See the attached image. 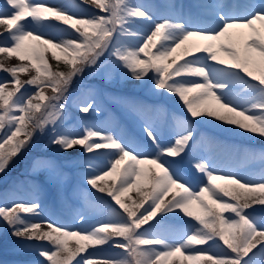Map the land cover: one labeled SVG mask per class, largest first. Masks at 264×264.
I'll use <instances>...</instances> for the list:
<instances>
[{
	"label": "snow or ice",
	"instance_id": "obj_1",
	"mask_svg": "<svg viewBox=\"0 0 264 264\" xmlns=\"http://www.w3.org/2000/svg\"><path fill=\"white\" fill-rule=\"evenodd\" d=\"M93 6L98 11L87 13ZM166 7L158 18L152 5L134 0L69 6L5 0L0 55L20 64L8 68L0 61L10 77L0 82V175L47 137L65 166L85 169L83 181L118 206L97 196L112 218L85 227V214L77 212L74 227L46 217L39 184L27 200L4 194L0 233L6 229L20 241L18 251L42 258L32 264H171L178 255L188 264H264V222L254 215L264 208L253 207L264 206V176L248 179L191 155L202 144L215 147L195 127L212 119L218 128L264 139V0L197 5L206 20ZM56 24L64 26L59 37L48 34ZM49 51L56 70L46 58ZM29 68L35 74L21 80L18 73ZM86 73L103 82H136L150 95L174 99L187 115L173 117L178 130L167 142L152 124L143 128L150 143L130 142L87 119L76 131L66 126V105ZM98 94L90 88L79 98V113L99 115ZM100 159L106 164L97 168L93 162ZM41 171L53 183L66 175L46 158L34 162V173ZM169 221L185 227L169 235Z\"/></svg>",
	"mask_w": 264,
	"mask_h": 264
},
{
	"label": "rangeland",
	"instance_id": "obj_2",
	"mask_svg": "<svg viewBox=\"0 0 264 264\" xmlns=\"http://www.w3.org/2000/svg\"><path fill=\"white\" fill-rule=\"evenodd\" d=\"M134 0L137 3L157 5L161 2L163 5H175L177 11L184 12L185 6L189 3L187 14L191 13L198 16L201 20H206L204 10L197 5L204 3H227V4H245L248 0ZM45 2L53 5L69 6L78 3V0H45ZM162 6L163 11L168 13L169 9ZM5 0H0V11L4 10ZM75 10V9H74ZM98 11L94 6L87 7L86 12L92 13ZM155 12V11H154ZM157 17H162L165 14L155 12ZM63 25L56 24L55 28L48 30V34L59 37L63 34ZM2 30V26H0ZM2 42V38H0ZM46 58L49 59L53 70L57 69V63L51 60V51L46 53ZM0 61L8 68L20 64L14 56L6 58V54L0 55ZM27 64V62H24ZM59 70H64V64L61 61ZM34 69L29 68L27 74L18 73L21 80L28 79L34 75ZM5 79H10L9 75L0 70V82ZM90 88H98L99 94L95 96V102L100 106L99 115H89L79 113L75 102L85 96ZM34 89L29 88V91ZM238 90V89H237ZM45 94L51 96L50 88H45ZM73 97L66 105L69 120L66 126L82 131L83 124L81 121L87 119L89 123L97 124L106 131H111L124 139L135 143H150L144 135L143 128L145 124H152L157 128L162 140L167 142L174 135L177 129V122L173 117L183 118L187 114L184 112L181 105L177 104L174 99L168 97H157L150 95L144 89L137 87L136 82L118 78L111 82H103L97 77H90L87 73L83 80L77 79L72 86ZM133 106H141L144 111L139 112L133 109ZM214 119L209 123L196 124V130L199 136L210 138L215 147L211 150L206 145H200L191 155L207 157L214 161L219 169L225 171L238 172L248 179L257 180L264 176V160L260 159L261 154H264V139L258 136L249 134L241 135L238 130L228 131L227 126L224 128L216 127ZM219 148L225 151L222 155L217 152ZM80 149L75 152L79 153ZM105 151V150H101ZM75 154V153H74ZM24 155V154H23ZM255 156V158H251ZM19 158V157H18ZM18 158L13 162L5 175H0V189L7 183L12 186L11 189L0 191V202H2L4 194L18 193L16 198L30 199L32 197L33 184L40 186V200L45 207L46 217L56 220L61 223L71 224L74 227L79 226V222L74 218L77 212L85 214L87 224L85 227H90L97 222L112 218L106 204L97 200L95 197L102 196L103 201L112 204V207H118L106 195L96 193L82 179L85 174V169L80 167H67L64 165V158L56 152V150L48 145L47 137H39L30 152H25V156L20 160V165L15 164ZM41 158L54 160L60 166L64 175L56 182H49L48 173H34V162ZM94 166L102 168L106 164L105 159L94 161ZM185 168H188V162L185 161ZM13 170L20 173L22 177L28 179L29 185L25 186L22 180H14L10 175ZM189 171H194L189 169ZM199 175V174H197ZM187 178V177H186ZM106 183H111L107 181ZM6 190V191H5ZM5 191V192H4ZM133 199L137 198V194L132 192L129 194ZM170 198V197H169ZM254 208L260 209L264 206L254 205ZM198 210V209H197ZM248 211H251L250 209ZM225 215H228L225 213ZM258 221L264 222V211H256L254 213ZM188 219V218H185ZM193 223H195L193 221ZM169 235L175 236L178 232L184 229V225L178 221L167 222ZM0 255L6 257V261H0V264H32L33 261H38L42 258L35 255L34 252L18 251L20 241L10 233L5 231L0 233ZM47 246V245H46ZM70 247L75 246V241L69 242ZM109 252L115 253L119 250L108 249ZM171 264H188L183 260V257L176 256L171 258Z\"/></svg>",
	"mask_w": 264,
	"mask_h": 264
},
{
	"label": "bare ground",
	"instance_id": "obj_3",
	"mask_svg": "<svg viewBox=\"0 0 264 264\" xmlns=\"http://www.w3.org/2000/svg\"><path fill=\"white\" fill-rule=\"evenodd\" d=\"M203 1L206 2L205 0H203ZM187 5H189V3H187L186 6H185V9H184V12H183L185 15H187V10L189 9V6H187ZM152 6H153V10L155 12L161 13V14H165V15L167 14L166 11L161 10L157 5H152ZM217 152H220L222 155L225 154V151H223L222 148H219L217 150Z\"/></svg>",
	"mask_w": 264,
	"mask_h": 264
}]
</instances>
